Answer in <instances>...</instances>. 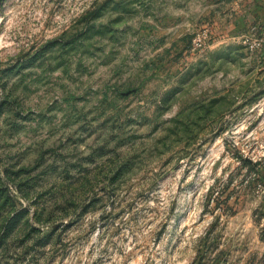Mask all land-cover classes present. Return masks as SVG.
Returning a JSON list of instances; mask_svg holds the SVG:
<instances>
[{
	"label": "rangeland",
	"instance_id": "rangeland-1",
	"mask_svg": "<svg viewBox=\"0 0 264 264\" xmlns=\"http://www.w3.org/2000/svg\"><path fill=\"white\" fill-rule=\"evenodd\" d=\"M0 264H264V0H0Z\"/></svg>",
	"mask_w": 264,
	"mask_h": 264
}]
</instances>
